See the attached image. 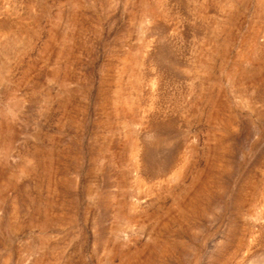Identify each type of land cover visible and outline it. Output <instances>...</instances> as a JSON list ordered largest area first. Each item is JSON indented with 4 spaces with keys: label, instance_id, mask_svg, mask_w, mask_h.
Returning <instances> with one entry per match:
<instances>
[{
    "label": "rangeland",
    "instance_id": "obj_1",
    "mask_svg": "<svg viewBox=\"0 0 264 264\" xmlns=\"http://www.w3.org/2000/svg\"><path fill=\"white\" fill-rule=\"evenodd\" d=\"M0 264H264V0H0Z\"/></svg>",
    "mask_w": 264,
    "mask_h": 264
},
{
    "label": "bare ground",
    "instance_id": "obj_2",
    "mask_svg": "<svg viewBox=\"0 0 264 264\" xmlns=\"http://www.w3.org/2000/svg\"><path fill=\"white\" fill-rule=\"evenodd\" d=\"M148 14V13H147ZM132 73V72H131ZM141 76V75H140ZM154 76V75H153ZM152 77V76H151ZM137 79V78H136ZM153 79V78H152ZM152 79H151V81H152ZM153 84V83H152ZM137 143V142H136ZM134 146H135V144H134ZM137 150H138V148H137ZM137 158V157H136ZM136 162H137V159H136ZM138 163V162H137ZM138 168V167H137ZM138 177V176H137ZM143 178V177H142ZM138 180H139V178H137ZM136 179V180H137ZM138 180H137V182H138ZM139 182H140V180H139ZM139 182H138V184H139ZM140 183H142V182H140ZM144 183V182H143ZM143 185V184H142ZM194 209V208H193ZM122 212V211H121ZM129 222V221H128Z\"/></svg>",
    "mask_w": 264,
    "mask_h": 264
}]
</instances>
